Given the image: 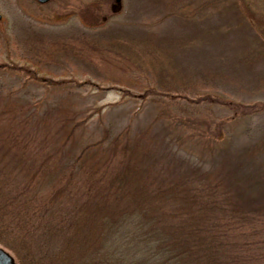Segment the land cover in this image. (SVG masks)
Listing matches in <instances>:
<instances>
[{
    "label": "rangeland",
    "instance_id": "rangeland-1",
    "mask_svg": "<svg viewBox=\"0 0 264 264\" xmlns=\"http://www.w3.org/2000/svg\"><path fill=\"white\" fill-rule=\"evenodd\" d=\"M0 16V112L13 110L8 105L16 102L5 99L11 95L33 107L47 96L29 133L50 148L62 134L61 115L86 119L72 150L105 134L108 144L127 130L150 155L138 176L161 194L128 214L47 234L55 211L43 217L25 186L0 189V249L14 264H163L172 255L166 264H194L192 254L204 256L197 241L216 238L231 242L220 249L223 256L230 248L246 252L240 245L253 242L248 253L264 264V0H0ZM18 67L65 82L22 89L31 81L12 70ZM150 88L169 91L167 98ZM176 91L186 100L170 101ZM178 117L184 125L170 138L169 121ZM207 126L213 138L206 145L195 136ZM162 155L168 169L158 173L162 163L152 162ZM181 171L188 172L177 176ZM38 183L46 200L54 184ZM180 192L189 205L174 210Z\"/></svg>",
    "mask_w": 264,
    "mask_h": 264
},
{
    "label": "trees",
    "instance_id": "trees-1",
    "mask_svg": "<svg viewBox=\"0 0 264 264\" xmlns=\"http://www.w3.org/2000/svg\"><path fill=\"white\" fill-rule=\"evenodd\" d=\"M4 67L5 66L0 65V72L5 70ZM15 69L17 71H23L25 77L31 81L29 84L23 83L22 89L27 86L33 87L34 85L44 87L51 85L53 88H56V86L58 87L65 82V80L53 81V79L39 78L34 71L22 67L13 68L12 70ZM147 91L162 95L165 98H167L169 93V91H154L151 88ZM176 94H178L177 91L174 93L175 96H172L169 100L173 102L176 100H186ZM11 96L12 97H7L5 99H10L9 102L13 99V101L16 102L13 103L14 105H8L11 106L13 110L4 108V110L0 112V140L3 143L0 146V189L8 191L13 187L25 186L26 190L30 192L32 190V193H35V199L36 201L38 200V210H40L43 217H45L46 210L47 214H51L50 210L55 211L49 218V221H46L47 224H51L46 231L47 234L50 231L55 232L57 230H59V232H67L72 227L76 228L77 224H80L81 221L87 224V222L103 220V218H107L110 215H112L110 218H116L123 213L128 214L133 209L146 204L151 200V197L161 196L159 193H154L155 190L151 191L147 186L149 184H146V182L142 180L143 178L138 176L141 171L147 172L148 168L144 170L142 162L145 158H150V155L148 151L145 152L140 149L139 142H130L127 130L118 134L108 144H106L107 136L105 134L104 138L99 142L72 150L75 131L83 126V122L86 121V119H82V122L79 120L75 122L73 115H61L59 125L61 124L60 128L62 134L59 132V141L56 148H50L48 145L45 146L36 143L34 141L35 137L29 133L31 130H35V126L37 127L39 124L41 113L39 108L47 103V101H45L47 100V96L41 100H44L42 103H37V105H39L38 107H33L28 103L21 104L20 99L13 97L18 96L17 94ZM34 99L35 96L33 100ZM0 103H2L1 99ZM176 106L178 105L176 104ZM48 111L47 109L44 115L45 119H47ZM69 122L72 124H70L71 129L67 128L69 126L66 125V123ZM186 122L189 125V122ZM204 122L206 123V120H204ZM30 123L36 124H33L34 127H32ZM44 125L46 126V124ZM169 125L171 127L167 129V133L170 137V135L177 133V128L179 127L180 129V126H183L184 122L178 117L174 118L172 122L169 121ZM194 125L195 124L192 126ZM25 128L29 131L21 135V130ZM194 130H196V128H188V132H194ZM199 131L202 132L198 133L195 138L198 140L202 139L205 141V144L208 137L213 138V131L209 130L208 126ZM188 135L191 138L194 137L192 133ZM178 137H181V135ZM176 140L180 141L179 138H176ZM49 151H53L54 153L46 156V152ZM11 154H15L16 156L11 157ZM162 158L163 160H154L152 162V164H156V166L162 163L158 166V173H163L168 169V164H164L167 161V159H165L166 156L162 155ZM137 162L141 165L137 166ZM196 163L199 164V167L204 165L202 160ZM8 164L10 165L7 167ZM193 166H196V164L194 163ZM5 168L12 170H5L6 172H2ZM14 171H16V173L12 175ZM53 171L57 174H49L53 173ZM182 172L188 171H181L177 176ZM191 172L198 173L197 177L200 180H205L209 177L206 172L200 173L198 170H191ZM41 177L42 179H40ZM46 178L51 180L54 186L50 192L47 191L48 196L45 200L40 194L41 189H38L37 185L39 181H42L39 187L42 186ZM157 180L159 183L161 182L160 178H157ZM153 181L154 179H151L150 183H153ZM132 183L137 184L136 188L133 190L130 186ZM171 183L172 181L170 179L160 184L172 186ZM161 190L160 193L162 192ZM180 197L183 198L181 200V205L172 209L176 210L185 205H189V203L186 202L188 197L184 192H180ZM65 205L72 208V211L66 209L64 207ZM234 210L236 212L242 211L237 210V207H234ZM235 217V215L227 216L222 220L223 222L233 221ZM204 226L205 225H199L196 226V228L202 229ZM222 226L226 225L223 223ZM215 231L214 229L213 233H215ZM218 233H220L222 237H228L229 232L221 229ZM210 234L213 235L211 232ZM216 239L217 240L206 242L197 241L196 246L203 251L204 256L200 257L202 255L192 254L191 256L194 259V264H259L248 253V251L252 252L253 242L247 240L240 245V248L246 252H236L230 248V250L227 251L228 254L226 253L223 256L220 249L225 250L223 245H230L231 242L223 238ZM218 245H220V248ZM242 245H245V247ZM216 249H219L218 254ZM175 257V255L167 257L163 264L173 261Z\"/></svg>",
    "mask_w": 264,
    "mask_h": 264
},
{
    "label": "water",
    "instance_id": "water-1",
    "mask_svg": "<svg viewBox=\"0 0 264 264\" xmlns=\"http://www.w3.org/2000/svg\"><path fill=\"white\" fill-rule=\"evenodd\" d=\"M39 4H46L51 0H34ZM0 264H14L13 259L2 249H0Z\"/></svg>",
    "mask_w": 264,
    "mask_h": 264
}]
</instances>
